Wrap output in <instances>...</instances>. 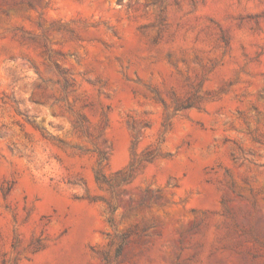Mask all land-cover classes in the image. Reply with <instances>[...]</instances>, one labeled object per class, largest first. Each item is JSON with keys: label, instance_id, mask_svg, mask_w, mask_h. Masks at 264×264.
<instances>
[{"label": "rangeland", "instance_id": "374dc122", "mask_svg": "<svg viewBox=\"0 0 264 264\" xmlns=\"http://www.w3.org/2000/svg\"><path fill=\"white\" fill-rule=\"evenodd\" d=\"M0 264H264V0H0Z\"/></svg>", "mask_w": 264, "mask_h": 264}]
</instances>
